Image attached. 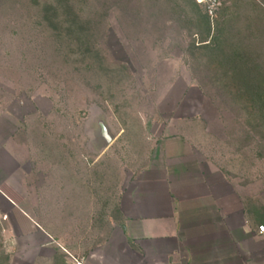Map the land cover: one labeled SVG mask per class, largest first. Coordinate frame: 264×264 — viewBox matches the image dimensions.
<instances>
[{
	"label": "rangeland",
	"instance_id": "rangeland-1",
	"mask_svg": "<svg viewBox=\"0 0 264 264\" xmlns=\"http://www.w3.org/2000/svg\"><path fill=\"white\" fill-rule=\"evenodd\" d=\"M226 1L205 19L195 0H0V264H95L75 241L79 169L99 222L168 140L264 219V57L246 51L262 75L243 83L222 41L248 45L264 0Z\"/></svg>",
	"mask_w": 264,
	"mask_h": 264
},
{
	"label": "crops",
	"instance_id": "crops-1",
	"mask_svg": "<svg viewBox=\"0 0 264 264\" xmlns=\"http://www.w3.org/2000/svg\"><path fill=\"white\" fill-rule=\"evenodd\" d=\"M228 6L231 3L225 0L219 7L223 16ZM251 9L258 12L251 14L253 30L246 31L255 35L250 43L231 40L227 32L222 39L230 46L224 56L243 83L255 79L253 74L262 75L248 66L246 51L264 57V10L259 5ZM207 15L204 11L205 19ZM205 30L209 32L207 24ZM202 41L210 42L207 37ZM196 150L180 140H168L153 152L149 165L137 169L133 178L120 180L114 214L105 212L99 222L92 217L97 210L91 203L95 183L82 180L79 169L71 196L75 241L88 242L95 264H256L257 245L264 264V232L257 229L264 219L255 222L256 206L242 201L235 184L216 166L201 161Z\"/></svg>",
	"mask_w": 264,
	"mask_h": 264
},
{
	"label": "built area",
	"instance_id": "built-area-1",
	"mask_svg": "<svg viewBox=\"0 0 264 264\" xmlns=\"http://www.w3.org/2000/svg\"><path fill=\"white\" fill-rule=\"evenodd\" d=\"M197 3L201 4L205 10V12L213 16L217 13L219 7L223 3L224 0H195ZM259 232H264V224L260 223L257 226Z\"/></svg>",
	"mask_w": 264,
	"mask_h": 264
}]
</instances>
